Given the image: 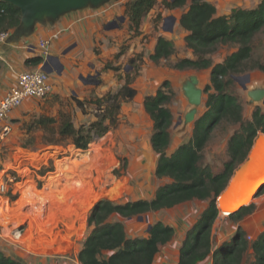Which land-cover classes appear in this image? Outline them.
Listing matches in <instances>:
<instances>
[{"label": "rangeland", "instance_id": "1", "mask_svg": "<svg viewBox=\"0 0 264 264\" xmlns=\"http://www.w3.org/2000/svg\"><path fill=\"white\" fill-rule=\"evenodd\" d=\"M207 1L216 6L218 15H222L230 13L234 8H253L261 0ZM119 2L125 6L127 0ZM186 9L187 5L168 9L163 6L162 0H158L154 9L145 16L138 34L127 31V18L114 20L116 25L113 23V27H126L128 36L125 35L118 51L107 59L106 66L110 67H106V70L112 72L105 76L114 79L111 88L114 90L123 85L129 76L130 86L135 88L136 95L123 102L119 125L103 137L95 139L86 150L76 148L68 140L59 144H47L43 130L35 124L36 118L41 115L58 118L61 112L70 114L76 127L93 120L89 105L86 107L87 113H84L73 100L76 95H72L70 91L59 94L53 90L49 98L32 102L20 118L13 120L16 124L12 132L13 140L7 139L6 146H3L5 142L0 146L3 167L1 174H4L8 181L6 191L0 192V250L6 256L18 258L24 264H28V255L74 257L78 252H74L76 246L73 240H82L92 229V226L88 225V218L95 202L105 199L114 203H125L137 199H151L157 188L168 181L167 178H159L155 174L158 155L151 145L153 122L144 109L145 96L155 93L165 80L170 82L175 94L169 104L174 115L170 129L171 152L179 144L188 141L193 130L194 122L183 128L184 114L190 108L182 91L183 80L191 75H196L199 79V87L204 93L198 115L205 110L208 96L213 92L205 90L210 83L211 68L179 70L173 66L179 59L195 58L193 50L186 44L185 37L188 32L179 24L181 13ZM160 14L161 19H158ZM171 17H175L176 22L173 23ZM159 35L165 36L173 43L175 52L168 59L154 62L150 55L154 52ZM256 46V56L264 59V32L259 35ZM236 49L233 45H222L208 57L215 64ZM102 69L103 67H98L97 72L92 71V75L84 76L85 81L101 79L104 74ZM245 75H249L246 89L242 87L244 80L240 78L233 81L229 90L242 103L244 118L250 119L257 106L264 109L262 100L251 102L248 95L249 90L264 87V72L248 70L235 77ZM95 97L96 94L90 96ZM237 128L238 125L224 123L214 132L204 158L213 168V172L217 173L229 160L227 142ZM92 148V154L100 155L99 163L94 165L95 169L85 173L86 175L79 174L78 170L71 166L75 163L80 167L91 154ZM48 185H51L45 194L48 200H41L40 197L32 199L31 186H34L35 192L38 193V190L43 191ZM254 195L251 201L255 204L254 210L243 219L237 221L223 213L219 214L213 223V241L222 243L224 238H231L236 231V224H244L245 229L249 231L253 226L259 229L264 226V192L253 199ZM206 205L207 201L192 200L171 208L147 212L143 214L142 220L139 216L128 218L118 214H112L109 219L120 220L124 224H152L158 220L166 224H194ZM256 227L253 228L256 230ZM15 232H19V238ZM249 235L246 231L249 240L255 239ZM44 242L53 244L56 248H64L55 251L51 245ZM29 243H33L32 246H29ZM251 253L254 255V252ZM253 258L254 256L248 258L247 253L244 264H247L246 260Z\"/></svg>", "mask_w": 264, "mask_h": 264}, {"label": "trees", "instance_id": "2", "mask_svg": "<svg viewBox=\"0 0 264 264\" xmlns=\"http://www.w3.org/2000/svg\"><path fill=\"white\" fill-rule=\"evenodd\" d=\"M158 0H127L125 13L129 29L138 34L145 16L156 6ZM168 9L182 8L179 24L188 34L186 44L195 58L179 59L175 69L211 68L210 83L206 91H212L205 103V110L197 115L190 139L169 152L172 144L171 126L174 115L169 108L174 91L165 80L153 94L144 98V109L153 122L152 149L158 155L155 174L168 181L160 185L153 198L137 199L125 203L100 200L90 211L88 225L92 230L83 241L78 254L81 264H153L160 246L174 236L173 226L158 220L150 226L147 236H128L122 221L110 220L112 214L122 217L143 216L147 212L167 209L192 200L207 201L197 221L187 230L177 264H198L208 257L213 264H244L250 248L254 258L247 264H264V230L255 239L249 240L246 231L238 227L231 238L213 247L212 227L219 210L216 197L226 185L235 167L246 157L259 131L264 133V109L257 106L250 119L244 118L239 98L231 92L235 76L248 71L264 72V59L256 56L258 37L264 32V0L253 8H234L228 14L218 15L216 6L207 0H162ZM161 19V14L158 19ZM21 10L8 2H0V32L20 26ZM222 45L237 49L222 61L213 64L210 53ZM175 52L173 43L163 35L157 37L154 62L168 59ZM41 55L31 57L26 63L39 65ZM249 65V67H248ZM128 76L116 92L102 97L79 99L73 97L77 107L87 113V105L93 120L76 127L70 114L61 112L59 117L41 115L35 124L44 132L47 144H59L68 140L76 148L86 150L97 138L115 129L120 123L123 102L136 95ZM49 98V97H48ZM89 113V112H88ZM224 123L238 125L229 136L226 161L217 173L206 163L205 151L214 132ZM39 184H41L39 182ZM264 192V188L260 193ZM258 194V195H259ZM254 203L242 206L228 214L237 221L254 210ZM110 251L111 254H105ZM0 264H24L20 259L6 256L0 250Z\"/></svg>", "mask_w": 264, "mask_h": 264}, {"label": "crops", "instance_id": "3", "mask_svg": "<svg viewBox=\"0 0 264 264\" xmlns=\"http://www.w3.org/2000/svg\"><path fill=\"white\" fill-rule=\"evenodd\" d=\"M124 18H127L126 22L129 23V18L125 13V6L121 5L119 1H110L95 8L87 7L65 13L56 21L38 23L31 31H26L20 26L10 30L9 38L5 42L0 43V97L4 96L11 87L17 84L18 76L21 72L42 69L45 62L56 93H68L70 91L72 95H76V98L86 99L95 94L97 97H102L110 91L116 92L122 85L118 89H111L114 85V79L105 76L110 74L108 72H112L106 70V67H110L106 66V61L109 57H112L114 52L118 51L125 35L128 36L125 30L126 27H110L111 22L114 20ZM105 23L106 26L104 27ZM127 31L129 33L132 32L129 29V25ZM55 34L56 38L51 42L48 57L39 65L26 63L27 59L41 55L38 48L39 40L51 38ZM98 67H103L101 70L104 73L102 78H96L92 82L85 81L84 76L92 75V71L97 72L96 68ZM34 101L36 100H29L22 107L12 112L8 121L12 124L13 130L16 128L13 120L20 118L22 112L29 109ZM12 135L11 133L7 139L13 140ZM6 143L3 146H6ZM124 225L128 236H147L150 229L149 226L152 224ZM168 225L174 227V236L168 243L160 246L153 264H177L186 232L193 224ZM243 226L244 224H236L235 228ZM253 227L255 228L256 226ZM253 227L250 231L245 229V226L243 229L251 235H249L250 237L256 238L264 230V226L260 229L256 227V230ZM212 237L214 239L213 234ZM85 238L78 242L73 240L76 246L74 252H78L75 253L74 257L68 255H28V264H81L78 260V254L82 249ZM39 239L41 240V238ZM224 240L226 238L221 240V242ZM44 243L51 245L47 242ZM219 244V241H213L214 248ZM52 248L58 251L64 247L58 246L56 248L52 246ZM251 252H254L252 248L248 250V258L254 256ZM104 253L111 254L110 251H105ZM250 261L252 260H246L247 263ZM198 264H213V258L210 256Z\"/></svg>", "mask_w": 264, "mask_h": 264}, {"label": "water", "instance_id": "4", "mask_svg": "<svg viewBox=\"0 0 264 264\" xmlns=\"http://www.w3.org/2000/svg\"><path fill=\"white\" fill-rule=\"evenodd\" d=\"M110 1L120 0H0V2H8L10 4H13L21 10L20 27L26 31H31L33 27L38 23L43 24L48 21H56L65 13L84 9L87 7L95 8ZM171 18L173 23L176 22L175 17ZM113 23H115L116 25V21H113L111 22L110 27H113ZM170 30H172V27L170 28ZM42 69L47 71L46 62L43 64ZM240 78L244 80L241 85L244 89H246V82L249 81V75H245L243 77H235L236 80H240ZM181 87L183 94L190 104V108L184 114L183 128L185 129L188 124H191L195 121L199 113V108L203 100L204 92L203 89L199 87V79L196 75H191L188 78L184 79ZM248 95L251 97V102L262 100L264 103V87L249 90ZM263 158L264 133L262 131H259L255 136L246 157L235 167L226 185L216 197V205L219 213L225 212L224 207L234 202L236 197L239 198L237 194L238 191L236 189L238 188V183L244 177V175L254 172L255 176H257L261 173H257L256 170L259 168V162ZM262 176H264V173ZM263 188L264 183L260 185L253 199L258 196L259 192H261ZM99 201L100 200L95 202L93 204V207ZM139 219L142 220L143 216H139Z\"/></svg>", "mask_w": 264, "mask_h": 264}, {"label": "built area", "instance_id": "5", "mask_svg": "<svg viewBox=\"0 0 264 264\" xmlns=\"http://www.w3.org/2000/svg\"><path fill=\"white\" fill-rule=\"evenodd\" d=\"M10 32H0V43L9 38ZM51 38L39 40L38 48L43 60L48 57L52 40ZM46 61V60H45ZM53 81L48 71L43 69H33L21 72L18 76L17 84L2 97H0V146L12 133V124L8 121L12 112L22 107L29 100H43L50 97L53 93ZM3 172L0 160V192H5L8 181ZM11 180V179H10Z\"/></svg>", "mask_w": 264, "mask_h": 264}, {"label": "bare ground", "instance_id": "6", "mask_svg": "<svg viewBox=\"0 0 264 264\" xmlns=\"http://www.w3.org/2000/svg\"><path fill=\"white\" fill-rule=\"evenodd\" d=\"M92 151H93V148L91 150V154L86 157L85 161L81 164L80 167H78L75 163H73L71 161L70 162L73 163L74 165H72V166L70 165V166L72 168H75L76 170H78L79 174H82V173L87 174V172H90L92 170V168L95 169L96 166L94 167V165H97L99 163L100 158L98 159V156L100 157V155L95 156L94 154H92ZM259 164H260V166H258L259 168L256 171H257V173L261 172L262 174L260 173L257 176H255V173L252 172L251 174L244 175V177L238 183V188L236 189L238 191L237 194H238L239 198L236 197L234 202L225 206L224 207L225 212H223V214L232 213V212L238 210L241 206L249 205L251 203L252 196L257 192L260 185H262L264 183V176H262L264 173V158L260 160ZM51 185H52V182H51ZM51 185H48L46 187V189L43 191L38 190V193L35 192V187L31 186L32 193H30V195H32V199L35 200L36 197H40L41 200L42 199L48 200V196L45 194H46L49 186H51ZM117 189H118V187H117ZM36 195H38V196H36ZM82 197H83V195H82ZM17 221H19V219ZM15 235H17V237L19 238V232H15ZM32 244L33 243H29V246L30 245L32 246Z\"/></svg>", "mask_w": 264, "mask_h": 264}, {"label": "flooded vegetation", "instance_id": "7", "mask_svg": "<svg viewBox=\"0 0 264 264\" xmlns=\"http://www.w3.org/2000/svg\"><path fill=\"white\" fill-rule=\"evenodd\" d=\"M114 25V24H113Z\"/></svg>", "mask_w": 264, "mask_h": 264}]
</instances>
